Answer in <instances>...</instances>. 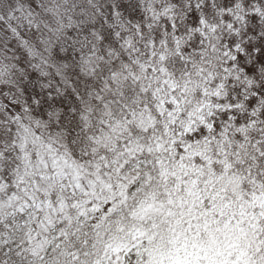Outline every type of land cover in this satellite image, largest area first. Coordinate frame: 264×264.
I'll list each match as a JSON object with an SVG mask.
<instances>
[{"label":"snow or ice","instance_id":"obj_1","mask_svg":"<svg viewBox=\"0 0 264 264\" xmlns=\"http://www.w3.org/2000/svg\"><path fill=\"white\" fill-rule=\"evenodd\" d=\"M0 264H264V0H0Z\"/></svg>","mask_w":264,"mask_h":264}]
</instances>
